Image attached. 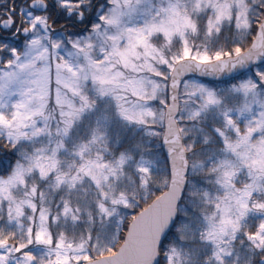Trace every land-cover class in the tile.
I'll list each match as a JSON object with an SVG mask.
<instances>
[{
  "label": "rangeland",
  "instance_id": "374dc122",
  "mask_svg": "<svg viewBox=\"0 0 264 264\" xmlns=\"http://www.w3.org/2000/svg\"><path fill=\"white\" fill-rule=\"evenodd\" d=\"M262 3L107 0L92 28L73 37L27 9L33 37L0 69V139L19 155L0 174V264H83L113 248L134 205L168 186L161 138L171 70L183 57L219 58L188 37L232 25L242 40ZM209 81L190 77L179 93L187 196L164 264H194L202 253L198 264H256L264 258V68Z\"/></svg>",
  "mask_w": 264,
  "mask_h": 264
},
{
  "label": "water",
  "instance_id": "95a60500",
  "mask_svg": "<svg viewBox=\"0 0 264 264\" xmlns=\"http://www.w3.org/2000/svg\"><path fill=\"white\" fill-rule=\"evenodd\" d=\"M39 2H33L32 8L42 11L44 6H40ZM10 25L11 20L1 23L3 28ZM262 63H264V16L250 45L240 53L209 62L193 58H182L176 62L167 86L168 103L161 138V146L169 168L168 186L133 217L122 243L114 253L101 255L83 264H160V246L176 222L178 206L187 186L189 159L177 121L180 110L179 93L183 82L189 77L218 82L228 81ZM259 262L264 264V258Z\"/></svg>",
  "mask_w": 264,
  "mask_h": 264
},
{
  "label": "flooded vegetation",
  "instance_id": "af4514ba",
  "mask_svg": "<svg viewBox=\"0 0 264 264\" xmlns=\"http://www.w3.org/2000/svg\"><path fill=\"white\" fill-rule=\"evenodd\" d=\"M36 1H40L44 10L32 8V3ZM0 5L5 8L0 13L1 69L2 61L7 62L6 58L14 57L17 54L15 51L23 49L33 37L27 9L37 16L38 24H47L51 32L73 37L92 28L93 21L97 20L95 11L105 7L107 0H0ZM7 20H11V25L3 28L1 23Z\"/></svg>",
  "mask_w": 264,
  "mask_h": 264
},
{
  "label": "trees",
  "instance_id": "16d2710c",
  "mask_svg": "<svg viewBox=\"0 0 264 264\" xmlns=\"http://www.w3.org/2000/svg\"><path fill=\"white\" fill-rule=\"evenodd\" d=\"M2 10H5L4 6L0 5V13ZM252 13L253 16H251V32L247 37L242 38V40H239V38L236 37V35H233V30L234 27L232 25L229 26V28H225L223 31H220L218 33V35L214 36V37H209L206 38V36L204 34H202L201 32H193L191 33L192 35L189 38V42L191 45H193L194 47L196 46L198 47H205L210 53L211 52H215L217 51V56L221 57H227V56H232L235 55L243 50H245L251 43L256 29L261 21V19L264 16V3L257 5L255 7V12L253 11ZM202 27V26H201ZM178 40H175L174 43L172 44V46H174L177 43ZM173 48H177V47H173ZM21 51V50H19ZM185 58V57H183ZM5 59V58H4ZM9 59V58H6ZM5 59V61H7ZM2 63H5L4 60L2 61ZM259 66H261V68H264V63L260 64ZM211 84H218V82L214 81H209ZM182 122H179V126H181ZM78 126L81 127V132L80 134V138L87 137V121H84L82 123H78ZM75 130V129H74ZM74 133H76L74 131ZM183 142L184 145L186 147L187 143H190V137H185L183 138ZM201 146L203 145L202 142H200ZM199 145V144H194L192 150H194L195 146ZM126 146V143L124 144H120L119 146L115 145L112 147L113 151H115L116 149H122L123 147ZM13 145L6 141L5 139H0V174L4 175L5 173H8L13 164L15 163V161L19 158L18 153L16 152V150L12 149ZM162 149V153L165 156V153L163 151V148L161 146ZM187 150V148H186ZM188 153V151H187ZM165 164L167 165V175H169V168H168V163H167V159L165 158ZM187 181H188V175H187ZM164 191V188H156L154 187L151 191L150 194L148 195V197L146 199H140L139 201V205H134L133 210H131V213L127 216L123 229L121 231L119 240L117 241V243L115 244V246L113 248H110L109 250L104 251L103 253H98L95 252L94 254H96L93 258L101 256V255H106V254H111L113 252H115L118 248V246L120 245V243L123 241L124 239V235L126 233L127 227L129 222L133 219V217L143 208H145L155 197H157L158 195H160L162 192ZM185 194H183L182 196V202L184 203L185 201V196H187V194L184 196ZM184 198V199H183ZM180 215V214H179ZM179 215H178V219L175 222L174 226L172 227L171 231L169 232L168 236L165 238L164 242L162 243V245L160 246V256H161V261L160 264H164L165 263V259H164V253L165 250L168 249L169 245H170V238L173 234V231H175V227L177 225V222L179 220ZM181 216V215H180ZM83 221L79 220L78 223H76L73 227V229L78 230L76 233L77 235H79V233L82 231L81 227H83ZM50 227L52 229V234L53 236L56 238L57 235V227L58 226H52L51 222H50ZM254 226L251 227V229ZM64 231V227L61 229V232ZM7 232H3L2 236H6ZM261 256H264V249L262 251H260ZM209 255H207L206 253H202L201 256H198V258H196V261L194 262V264H198V261H207ZM92 258V259H93ZM195 260V259H194ZM257 262V261H256ZM259 264V261L257 262ZM256 263V264H257Z\"/></svg>",
  "mask_w": 264,
  "mask_h": 264
}]
</instances>
